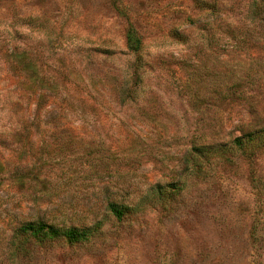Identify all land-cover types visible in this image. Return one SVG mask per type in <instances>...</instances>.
Returning <instances> with one entry per match:
<instances>
[{"label":"rangeland","instance_id":"1","mask_svg":"<svg viewBox=\"0 0 264 264\" xmlns=\"http://www.w3.org/2000/svg\"><path fill=\"white\" fill-rule=\"evenodd\" d=\"M262 127L264 0H0V264H264V152L90 243L16 239L37 219L103 220L178 182L192 146Z\"/></svg>","mask_w":264,"mask_h":264},{"label":"trees","instance_id":"2","mask_svg":"<svg viewBox=\"0 0 264 264\" xmlns=\"http://www.w3.org/2000/svg\"><path fill=\"white\" fill-rule=\"evenodd\" d=\"M202 8V7H201ZM179 42H186V37L178 31L173 34ZM127 51L137 56L135 59V71L131 78L133 84L138 83L140 76V60L138 56L143 50V41L138 31L133 25H129L126 30ZM19 63L26 64V56H18ZM27 66V64H26ZM31 77L38 79L39 74L29 67ZM129 98L135 94V90L125 92ZM264 152V127L241 132L229 142H216L212 144H200L192 146L180 161L178 169V182L173 184H155L149 188L145 196L137 203H122L114 200L107 202L105 211L106 217L103 220L92 223L89 226H73L59 222H50L37 219L23 223L18 229L17 249H23L27 243H45L48 241L65 240L70 244L90 243L96 234H101L105 226V221L111 217L116 222H122L126 217L143 212L145 205L150 207L159 206L163 210L170 209L172 201H176L187 189L188 181L207 180L214 177L216 164L232 165L238 160H253L258 154Z\"/></svg>","mask_w":264,"mask_h":264}]
</instances>
